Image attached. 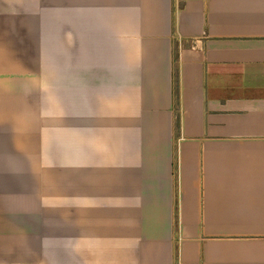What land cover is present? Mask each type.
Returning <instances> with one entry per match:
<instances>
[{
    "label": "crops",
    "instance_id": "crops-1",
    "mask_svg": "<svg viewBox=\"0 0 264 264\" xmlns=\"http://www.w3.org/2000/svg\"><path fill=\"white\" fill-rule=\"evenodd\" d=\"M0 264H264V0H0Z\"/></svg>",
    "mask_w": 264,
    "mask_h": 264
}]
</instances>
